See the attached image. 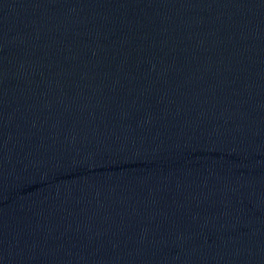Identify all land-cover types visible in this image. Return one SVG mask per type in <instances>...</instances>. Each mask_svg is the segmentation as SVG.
Instances as JSON below:
<instances>
[{
  "label": "water",
  "instance_id": "1",
  "mask_svg": "<svg viewBox=\"0 0 264 264\" xmlns=\"http://www.w3.org/2000/svg\"><path fill=\"white\" fill-rule=\"evenodd\" d=\"M0 264H264V0H0Z\"/></svg>",
  "mask_w": 264,
  "mask_h": 264
}]
</instances>
